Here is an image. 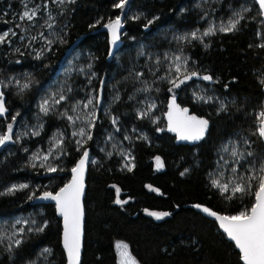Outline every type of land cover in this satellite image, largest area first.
Instances as JSON below:
<instances>
[{"label":"trees","instance_id":"16d2710c","mask_svg":"<svg viewBox=\"0 0 264 264\" xmlns=\"http://www.w3.org/2000/svg\"><path fill=\"white\" fill-rule=\"evenodd\" d=\"M31 1L40 8L35 23L18 18L25 0H0V33H16L10 43L0 44V83L7 110L0 116V135L12 125V142L0 152V264H65L61 220L54 206L32 201L67 184L85 150L99 164L88 165L81 264H117L116 242L126 244L138 264H243L235 246L202 208L236 215L254 202L247 193L220 194L210 185L209 175L216 168L217 152L232 137L243 136L249 142L245 164L256 175L264 161L263 144L258 134L253 135L264 110V24L255 1L128 0L123 9L114 6L119 0ZM45 5L56 20L50 42ZM236 13L244 19L235 30L202 35L212 23L227 22ZM117 16L123 26L118 46L110 42L104 26ZM197 30L201 39L193 40L190 34ZM176 50L186 58L188 72L212 80L193 77L169 91L163 62ZM196 81L211 99L197 100ZM47 87L54 93L60 90L65 99L49 106L45 115L40 105ZM101 89L99 106L106 114H99L92 139L81 147L64 114L89 93L95 100ZM173 92L190 114L209 121L204 138L195 144L177 143L165 128ZM145 98L152 99L155 108L142 117ZM108 131L119 142L128 138L130 168L122 167L116 149L106 143ZM57 133L63 139L49 159L57 171L33 167L31 152L47 151ZM13 184L28 188L9 193ZM149 213L169 215L156 219ZM17 217L26 226L17 239L7 241L3 230L11 229ZM44 225L43 231H36Z\"/></svg>","mask_w":264,"mask_h":264},{"label":"snow or ice","instance_id":"6c2138e0","mask_svg":"<svg viewBox=\"0 0 264 264\" xmlns=\"http://www.w3.org/2000/svg\"><path fill=\"white\" fill-rule=\"evenodd\" d=\"M65 0H57V3L63 4ZM69 3H74L75 0H68ZM128 0H119L117 4L114 6L119 9H123L124 6L127 4ZM255 3L259 5V14L264 15V0H255ZM244 11H248V9H244ZM37 13V9L29 10L27 5H25V11L20 16V19L32 21ZM236 19L231 20L227 27H220L219 31L221 32H230L237 28V25L240 23V20L244 19V16L241 13H236ZM138 18V17H137ZM159 17H156L158 19ZM152 23V21H149ZM49 27L52 25L49 24ZM109 32L111 33L112 37V44L115 45L116 42L119 40V29L121 28V19L119 16L116 17L115 20H110L107 24L104 25ZM19 27V25H17ZM198 31L192 32L191 38L193 40L201 39L198 36ZM215 30L212 27L202 33L203 36L214 35ZM9 35L15 36L16 33L13 31L11 33L5 32L0 34V44L10 43ZM23 38V37H22ZM187 37H180L179 39H186ZM35 39V37H33ZM18 50V49H17ZM39 58V57H37ZM175 61H180L181 57L176 56ZM173 69L170 68V71ZM174 71L177 74L175 78L164 77L163 79L168 80L171 84V88L169 91H172L174 88H179L181 84H184L186 81L191 80L193 77H197L199 79H203L205 81L212 80V77L209 75L199 76V74L195 71L188 72L186 68L182 71V65L179 63L174 64ZM142 75V73L137 74ZM264 84V81H261ZM28 84H24L23 88H28ZM146 90V89H145ZM101 90L97 91V95L95 97V104H100L101 99ZM3 94L0 93V116L4 115L7 111L3 98ZM55 103L59 104L62 100L65 99L63 95L59 96L58 98L53 97ZM119 99V97H116ZM131 99V97H130ZM198 100L205 99L204 97H197ZM211 99V98H208ZM207 102V101H205ZM94 101L92 98L87 99V102L84 104L85 108H88L90 105H93ZM170 111L168 112V120H169V127L168 130L172 132H176L177 137L179 140L182 141H199L204 138L205 133L208 129L209 121L206 119L197 118L194 115H188V109L184 108L181 109L176 104L175 96L172 97L171 104L169 105ZM40 109L44 112L45 115L48 114L49 102L45 100L41 103ZM221 111L224 110L223 105L220 108ZM75 111V108H73ZM69 121H73V117L64 114ZM147 113H141V116H146ZM90 119H87L85 123L88 125V131L85 128H80L78 132H73V136H80L82 138L86 137L87 140H91L92 136L90 134V129L95 126V111L93 110L90 113ZM15 119V117H13ZM259 120V124L253 132V135L259 136L261 141H264V110L259 113L257 117ZM113 124H116V120H112ZM37 134L38 133H34ZM127 138V137H126ZM12 140V125L9 124L7 127V133L0 135V147H3L8 141ZM85 140H77L76 143L83 147V143ZM59 146V145H57ZM79 150V149H78ZM223 151L227 152L228 148L224 147ZM39 155V154H38ZM49 155H43L42 159L47 161L49 159ZM248 156L253 155L252 152L247 153ZM231 156L236 158L239 157L240 159L244 158V153H238L235 148L231 151ZM37 157H33L35 160ZM157 165L158 167L162 166L160 158L157 157ZM88 162V152L85 150L82 153V158L79 160L77 165L71 169L72 172V180L69 184H67L64 188H61L58 193L53 195L51 192H44L42 196L37 197L38 199H45V200H54L57 205V209L60 215L64 218V247L68 253L69 264H78L79 261V253H80V240H81V222L83 216V210L80 202V198L83 192V173L85 170V165ZM239 163V159L237 160ZM33 167L36 165L33 164ZM44 166L43 164L41 165ZM131 170V169H129ZM49 172H55L57 169L52 166H48ZM187 171V170H185ZM232 172H236V168L231 169ZM258 175H250V176H241L240 180L243 183H236L235 186L232 188L233 193H247L254 197V202L251 204L250 207L246 208L243 211H240L236 215H219L214 211H210L208 208H202V211L205 212L209 216L215 217L216 220L220 222V227L224 230L227 236L235 242L236 247L239 249L240 252V259L243 261V264H264V161H261ZM184 173H181L183 175ZM255 182L254 184L252 182ZM212 185L218 189L222 193L228 192L229 185L228 184H221L218 180H212ZM27 184H21L19 187H13L9 189V193H13L15 191H20L27 189ZM230 198V197H229ZM117 203H121V201L117 200ZM196 207H200L197 205ZM149 215L155 216L156 219H162L164 216L169 215V213H149ZM44 226H39L36 228V231H43ZM19 244V241L16 242ZM118 248L123 249L121 255L125 259L122 260V264H136L134 258H132L127 253V245L125 244H118ZM47 251V249H45Z\"/></svg>","mask_w":264,"mask_h":264},{"label":"rangeland","instance_id":"374dc122","mask_svg":"<svg viewBox=\"0 0 264 264\" xmlns=\"http://www.w3.org/2000/svg\"><path fill=\"white\" fill-rule=\"evenodd\" d=\"M25 5H27V8L29 10L32 9H37V13L35 18L31 21L33 23L36 22V17L38 16V10L40 9L39 6L37 4H33L31 0H25L24 2V9L22 10V12L20 14H18V18L20 19V16L23 14V12L25 11ZM44 13L47 17V25H46V31L48 32V35H50V40L49 42L54 39V35L56 34V29L54 28V24L56 22V20H54V14L53 11H51L47 5L44 6ZM13 14V13H12ZM14 15V14H13ZM236 15L232 16L229 18V21L227 22H214L212 23V28L215 31H219L220 27H227L229 22L231 20L236 19ZM27 21V20H26ZM51 24L52 26L49 27L48 25ZM5 32H13L11 29H8L2 33ZM0 33V34H2ZM11 37V35H9V38ZM26 36H23V38H25ZM41 39H43V37H40ZM22 39V37L20 38ZM121 43V42H120ZM119 42L117 43L118 45L120 44ZM35 45V44H34ZM33 49L34 46L32 45ZM38 51V49H37ZM176 56H180L181 60L180 61H175V57ZM166 64V76L165 77H174L177 74L174 71V64L175 63H179L182 65V71L184 68H186V58L182 55V53L179 50L174 51L172 54H167L165 55V59L164 62ZM170 68H172L173 70L170 71ZM84 73V71H83ZM89 73V72H87ZM90 75V74H89ZM21 80L17 79V83L21 84ZM197 84H195V87L197 89L196 93V98L197 97H204L205 99H207L208 97L205 96V94L202 91V87L198 84V81H196ZM61 94V91L58 90L57 93H54V91H51L48 87L46 88V92L42 95L41 97V102L48 100L49 102V106L51 105H56L57 103H55L53 97L58 98ZM170 96H173L172 94ZM3 98V96H2ZM92 98L94 103L93 105H90L88 108L84 107V104L87 102V99ZM198 100V99H197ZM200 101V100H198ZM62 102V101H61ZM141 109L139 111L140 115L141 113L146 112L148 116V114L152 113V111L155 108V104L154 101L152 99L149 98H145V100L141 103ZM73 108H75V111H73ZM95 111V122H97L99 119V114L101 113L102 115H105V107L104 106H99L95 104V100H94V96L93 94L89 93V95H85L83 96L77 103H75L74 105L70 106V110L69 112H67L70 116L73 117V121H69V125H70V131L73 132H78L80 128H85L86 131H88V125L85 123V121L87 119H90V113L92 111ZM5 114V113H4ZM26 128L23 127L22 129H17V134L16 135H20L21 132L23 131V129ZM92 129L93 127L90 129V134L92 133ZM33 130H29L28 133H32ZM141 137H144L143 134H139ZM73 136V135H72ZM75 137L76 141L77 140H87L86 137L82 138L80 136H73ZM243 136H239L236 138H231L229 139L227 142H225V144L220 148V150L217 152L216 154V168L215 170L209 175V182L210 185L216 189L220 194H229L232 195L234 194L232 192V188L235 186L236 183H243V181L240 180L241 176H250V175H256V172L254 170V168L251 165H246L245 164V157L243 159H240L239 157H232L231 156V151L233 150V148H235V150H237L238 153H244L245 155V148H247L249 146V142L247 141V139H243ZM62 136L60 134H55L54 137L52 138V142L50 147L47 149V151L45 152H41L38 148L34 149L31 152V157H30V161L32 164H35L38 167L42 168V164L44 165L43 167L48 170V166H50L49 164V159L50 156L55 154L59 149L57 145L61 144L62 141ZM105 141L106 143L109 144L111 149H116L115 151L117 152V156L120 157L122 159V167H126V168H130L131 167V154L129 149L126 148V145L128 144V138H126V140H124V142H119L117 140L116 137H114V133L112 131H108L106 136H105ZM12 141H8L9 144H11ZM84 144V143H83ZM80 146V145H79ZM227 147L228 151L225 152L223 151V148ZM8 147L4 148V151L8 150ZM51 152V155H49V159L47 161H44L42 159L43 155H48ZM39 154V155H38ZM33 157H37L35 160L33 159ZM59 157V156H58ZM239 159V163H237V160ZM89 163L98 165L99 162L95 159L92 158L89 154ZM232 168H236L237 171L234 173L231 171ZM218 180L221 184H228L229 185V190L228 192L222 193L220 191V189L214 187L212 185V180ZM19 185L21 184H13L11 185L10 189L13 187H19ZM236 194V193H235ZM238 194V193H237ZM35 198V197H34ZM33 198V199H34ZM14 223H12V228L8 229V230H3V234L5 235V238L7 241H13L12 239H17L18 236L20 235L19 233L22 231V229L26 226L23 218L21 217H17ZM9 234V235H7ZM13 237V238H12ZM12 238V239H11ZM18 241V240H17ZM118 244H124L122 242H116L115 243V252H116V256H117V264H122V260H124L125 258L122 257L121 253L122 251H124L121 248H118L117 245ZM126 245V244H125ZM127 253L131 256L128 247H127ZM132 257V256H131ZM133 258V257H132ZM135 260V259H134ZM136 261V260H135ZM136 264L137 261H136Z\"/></svg>","mask_w":264,"mask_h":264},{"label":"water","instance_id":"95a60500","mask_svg":"<svg viewBox=\"0 0 264 264\" xmlns=\"http://www.w3.org/2000/svg\"><path fill=\"white\" fill-rule=\"evenodd\" d=\"M255 1V0H254ZM257 7H258V10H259V5L256 3ZM260 11V10H259ZM121 19V23H122V18ZM261 20L264 24V15H261ZM122 25V24H121ZM122 31H123V26H121V28L119 29V33H120V36H119V40L116 42L118 43L120 41V38H121V34H122ZM108 35H109V40L110 42L112 41V37H111V33L109 32L108 30ZM112 43V42H111ZM197 80H201L199 78H197ZM203 80V79H202ZM262 91L264 93V85L262 87ZM0 93H3V89H2V86H1V83H0ZM170 101H172V98L169 99V103ZM262 144H263V147H264V141H261ZM7 144V143H6ZM6 144L3 146V147H0V152L5 148ZM88 152V162L86 163L85 165V170H84V173H83V192H82V195H81V198H80V202H81V206H82V210H83V216H82V222H81V231H82V234H81V240H80V253H79V261H78V264H81V258H82V247H83V237H84V205H83V201H84V196H85V190H86V178H87V173H88V165H89V151L87 150ZM82 158V155L81 157L78 159V161L76 162L75 166L77 165V163L79 162V160ZM74 166V167H75ZM158 165L156 166V170H159L158 168ZM72 172H70V180L67 184H69L72 180ZM67 184H65L62 188H64ZM60 191V189L56 192L58 193ZM56 193H52L53 195H55ZM42 194L38 195L37 197H40L42 196ZM37 197H35L32 201V204L33 205H53L54 208H55V211H56V215L57 217L61 220V235H60V239H61V249L63 251V254L65 256V264H69V259H68V253H67V250L65 249L64 247V218L62 215H60L58 209H57V205H56V202L54 200H45V199H38ZM208 218H210L211 220H213L215 223H216V226L217 228L219 229V231L227 238V240L229 242H231L236 250L239 252V249L236 247L235 245V242L232 241L228 236L227 234L224 232V230L220 227V222L218 220L215 219V217L213 216H209L207 215L205 212H203ZM219 214V213H217ZM219 215H223V214H219ZM240 253V252H239ZM242 261V260H241ZM243 263V261H242Z\"/></svg>","mask_w":264,"mask_h":264},{"label":"flooded vegetation","instance_id":"af4514ba","mask_svg":"<svg viewBox=\"0 0 264 264\" xmlns=\"http://www.w3.org/2000/svg\"><path fill=\"white\" fill-rule=\"evenodd\" d=\"M116 46H118L117 43H116ZM173 96H175V98H176V104H177L181 109H184L185 107H183V106L178 102V99H177V93L173 92ZM173 96H172V97H173ZM172 97H171V98H172ZM170 104H171V101H170V103H169V100H168V104L166 105L167 110H166V112H165V114H164L165 128H166L167 132H168L171 136H174V137H175L177 143L180 142V143L189 144V145H190V143H191V144H195L196 141H182V140H179L178 137H177L176 132H172V131H169V130H168V127H169L168 112L170 111V108H169V105H170ZM186 109H187V108H186ZM188 115L191 116V115H193V114H190L189 111H188ZM156 166H157V163H156ZM157 168L160 170V167H157Z\"/></svg>","mask_w":264,"mask_h":264}]
</instances>
